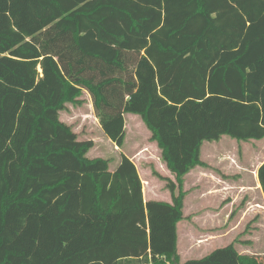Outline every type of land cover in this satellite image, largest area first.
Instances as JSON below:
<instances>
[{
  "label": "trees",
  "instance_id": "obj_1",
  "mask_svg": "<svg viewBox=\"0 0 264 264\" xmlns=\"http://www.w3.org/2000/svg\"><path fill=\"white\" fill-rule=\"evenodd\" d=\"M84 92L119 148L141 117L171 203L127 155L87 157L60 118ZM225 135L264 138V0H0V264H264L233 243L180 262L184 176Z\"/></svg>",
  "mask_w": 264,
  "mask_h": 264
},
{
  "label": "crops",
  "instance_id": "obj_2",
  "mask_svg": "<svg viewBox=\"0 0 264 264\" xmlns=\"http://www.w3.org/2000/svg\"><path fill=\"white\" fill-rule=\"evenodd\" d=\"M149 133L151 135V132ZM223 137H221V139ZM221 139L205 141L201 147V160L206 166L197 165L184 176V190L186 191L184 218L177 224L179 254L183 255V259L186 256L180 252V228L182 224H185L187 230L191 222H194L195 225L198 226L196 222L198 220L201 222L210 221L211 228L208 234L210 240L227 245L233 243L241 254H251L249 249L245 248V236L240 238V241L236 243L235 237L232 236L234 228L240 226L244 227L245 223L247 224L249 222L252 223V227H258L257 225L264 219V193L258 177V169L264 161L254 169H252L251 165H247L249 163H245L244 167L240 165V163L238 165L237 162L230 161V159L234 160L232 154H229L231 150L217 144ZM150 144L155 147L159 153L156 159L148 161L150 163V170L158 178L164 177L175 180V175L168 169L161 157V149L158 147L157 142L152 140ZM206 148L209 150L207 151ZM218 149H220V154L211 155V151L214 152ZM128 157L133 161L130 156ZM120 161L121 157L115 161L114 169L119 165ZM134 163L137 166V163ZM233 163L237 165L234 166ZM137 169L140 174L139 167ZM150 177L151 176H146L149 181H144L142 178L144 191L146 187L148 189L147 199L157 200V198H159L158 195L166 194L168 198L163 201L171 203V192L168 193L167 190L169 189L166 185H161L163 182H160L158 189L156 180L154 182V177ZM160 179L165 181L162 178ZM189 192H193L201 197L209 196L212 201H215L216 206L205 209L200 208V212L195 211L190 217L191 214L190 210H188L189 208L186 200ZM147 199L145 198V200ZM205 226H207V224ZM187 234L186 240L188 244H191L190 238H196L197 236L191 232H187ZM189 259H191V257H187L186 260Z\"/></svg>",
  "mask_w": 264,
  "mask_h": 264
},
{
  "label": "rangeland",
  "instance_id": "obj_3",
  "mask_svg": "<svg viewBox=\"0 0 264 264\" xmlns=\"http://www.w3.org/2000/svg\"><path fill=\"white\" fill-rule=\"evenodd\" d=\"M83 102L80 105L68 103L67 108L60 113V118L62 121L70 125L74 132H76L78 139H92L94 141V146L91 148L87 157L96 158L103 157L109 158L111 160V169L115 167V161L121 157V154L130 156L134 162L137 163V168L140 169L141 179L144 181H149L146 176L154 177V182L156 180L157 188L159 189L160 182L161 185H166V181L161 180L150 170L149 162L150 160L156 159L159 154L157 149L153 147L150 138V130L146 127L141 117L134 113L126 114V136L123 147L119 148L107 137L101 128L99 119L96 117L95 110L93 107V102L91 96L84 92L81 97ZM223 148L227 147L231 150L229 154H232L234 160L230 161L237 162L238 165L245 167L251 165L252 169L257 167L261 162L264 161V138L263 139H253L249 142L238 141L225 135L220 142L217 143ZM208 151L209 149L206 148ZM211 155L220 154V149L210 152ZM236 166V163H233ZM139 174V175H140ZM150 177V178H151ZM159 181V182H158ZM143 182V181H142ZM164 185V186H165ZM170 193L169 190H167ZM148 189L146 187L145 191L143 189L144 198H148ZM157 200H165L166 194L158 195ZM148 200V199H147ZM188 210H190V217L194 212H200V208H210L216 206L215 201L211 200L209 196H198L193 192H189L187 198ZM198 226L194 222L185 228V224L181 225L180 233V252L186 256L183 259V255H180V262L186 260L187 257L191 259L201 258L211 251L219 247H225L227 244L216 243L210 240L208 234L210 232V221L201 222L196 221ZM207 224V226H205ZM252 223H245V226H240L234 228V233L236 243L240 241L239 239L245 236V248L249 249L251 254L259 255L264 259V219L260 222L258 227H252ZM196 234V238H190L191 244H188L186 238L188 236L187 232ZM189 246V247H188ZM179 253V248H178ZM248 254V253H245ZM185 262V261H184Z\"/></svg>",
  "mask_w": 264,
  "mask_h": 264
},
{
  "label": "built area",
  "instance_id": "obj_4",
  "mask_svg": "<svg viewBox=\"0 0 264 264\" xmlns=\"http://www.w3.org/2000/svg\"><path fill=\"white\" fill-rule=\"evenodd\" d=\"M149 264H152V263H149Z\"/></svg>",
  "mask_w": 264,
  "mask_h": 264
}]
</instances>
